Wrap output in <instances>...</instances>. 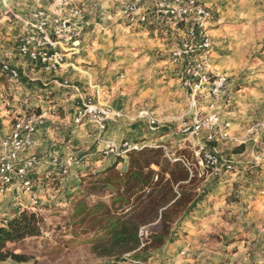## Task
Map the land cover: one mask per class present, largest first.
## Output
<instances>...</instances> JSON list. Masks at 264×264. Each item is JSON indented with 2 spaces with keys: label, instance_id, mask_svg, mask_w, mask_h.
<instances>
[{
  "label": "crops",
  "instance_id": "0c3cea01",
  "mask_svg": "<svg viewBox=\"0 0 264 264\" xmlns=\"http://www.w3.org/2000/svg\"><path fill=\"white\" fill-rule=\"evenodd\" d=\"M203 1L215 4L216 20L207 29V34L214 39L215 45L220 46L219 50L212 51L207 69L213 75L227 76L219 101L208 110L220 112L223 119L229 121V142L246 144L241 153L231 154V159L226 161L235 163V176L240 172L238 177H243L247 166L250 164L252 167L260 155L264 164V153L254 149L259 134L263 133L259 132L258 124L260 121L264 124V43L256 48L255 57L248 58L253 50L244 51L237 46L240 35L244 33V28L237 27V23H242L245 16H261L264 0ZM220 1L225 5L217 6ZM255 1H260L263 8H259ZM130 2L135 4L137 0L126 3ZM126 3L122 0H68L64 5L60 0H22L16 2L19 5L14 6V10L0 13V47L4 53L10 54L9 61L25 72L22 86L17 89L10 87L7 92L5 86L0 85V141L9 134L17 115L45 112L43 123L20 153L22 157L35 155L40 159L33 195L41 205L47 202L46 207H50L58 201L63 205V193L74 191L80 177L102 166L100 163L103 166L114 163L116 157L112 151L99 157L100 151L135 131L130 126L145 125L146 128L147 120L138 118L137 113L149 102L158 106L155 114L164 125L186 105L187 89L183 86L178 88L181 79L175 70L170 77L169 69H164V60L159 59L157 63L154 59L158 52L172 51L185 38L182 26L167 23L155 30L151 27L139 29L140 26L134 24L135 19L140 13L148 12L150 6L139 3L138 9L127 15L123 11ZM75 7L82 15L73 12ZM39 10L68 17L79 44L75 53L67 47L63 49L64 60L56 72H46L40 63L21 59L17 54L16 38L26 30L25 22ZM9 11L13 16L6 15ZM255 27L253 29H261L259 25ZM226 41L227 44H222ZM7 97L11 98L8 100ZM84 98L122 113L119 119L109 120L108 130L102 138L93 124L73 123V111ZM163 110L171 117L163 116ZM127 124L129 128L124 127ZM4 152L0 144V154ZM53 156H58L61 161H70L66 175L52 163ZM261 167V175L257 177L259 181L255 182L256 176H252L250 186L240 188L249 201L248 206L255 203L258 213L251 221V229L243 225L238 232V239L233 242L235 250L217 246L218 241L211 238L209 231L216 228L200 227L220 203L213 195L217 192L208 193L177 225L174 237L168 236L161 247L146 253L150 264H169L171 261L174 264H264V249H260L264 244V234L260 232L264 231V220L261 219L264 200L259 199L257 188H254L256 184H264V165ZM213 172L212 177L218 174L217 169ZM30 198L31 195L20 188L0 191V224L22 209L36 211ZM182 251L184 254H180Z\"/></svg>",
  "mask_w": 264,
  "mask_h": 264
},
{
  "label": "rangeland",
  "instance_id": "374dc122",
  "mask_svg": "<svg viewBox=\"0 0 264 264\" xmlns=\"http://www.w3.org/2000/svg\"><path fill=\"white\" fill-rule=\"evenodd\" d=\"M17 1L22 0H0V13L4 14L8 9L14 10V6L16 7L19 5L16 4ZM122 1L126 3L131 0ZM255 4L259 8H261V6L263 8V4L260 1H255ZM214 5L215 4L213 3V18L210 21L208 29L212 27L211 25L213 21L216 20L217 13L216 10H214V8H216ZM224 5L225 3H221V1L217 2V6L219 7ZM6 15L9 17L12 14L9 11ZM260 15L261 16L257 18H249L245 16L242 23H237V27L239 26L244 28V33L243 35H240L241 37L237 41V46L243 48L244 51L253 50L250 57L248 56L250 59L257 55L256 48L259 47L258 45L264 43V13H261ZM257 25H259L261 29H253L256 28L255 26ZM162 26H158L157 28ZM178 27H180V25ZM147 28L150 27L142 26L139 29ZM151 28L152 30L154 29L153 27ZM182 28V30H184L183 26ZM251 30L257 32H250ZM184 34L186 35L185 32ZM209 37L212 41V51L214 52L215 50H219L220 46L215 45L214 39L211 36ZM17 39H19V36L16 38V43L18 44ZM230 42L231 40H229V43ZM227 43L228 41L222 42V44ZM2 49L3 48L0 47V65L4 62L14 65L9 61L8 57L10 54L7 52L4 53ZM170 53L171 51L158 52L154 59L157 63L159 62V59L162 61L164 60V69L165 71L169 69L171 72L170 74H172L170 77L173 76L175 70V73L178 75L179 79H181L180 70L182 65H176L177 63L171 62ZM19 57L21 56L19 55ZM21 59L25 58L21 57ZM19 71L21 73V77L16 82L10 81L6 75L0 72V85L5 86V91L9 92L8 88L10 87L17 89L22 86L25 72H22V69H19ZM207 71L210 78L209 82H212V80H214L218 75L226 77L224 85L225 88L227 76L223 74L213 75L209 69H207ZM122 72L123 71L121 70V73ZM182 86L181 82L178 85V88ZM171 89L173 90L174 88ZM222 91L215 97H211L205 92H200L198 94L196 102L199 117L204 118L208 115L214 114L218 117L221 124L223 122L229 123V121H225L223 119L220 112H212L208 110V108L211 109L212 107H215L222 95ZM190 92L191 91L187 89L186 105H184L183 109L175 115V118H170V120H168L171 122H165V125L155 114V109L158 108V106H152L149 102L147 107L138 110V118L147 120V127L145 128V125H142V127L130 126L133 129L135 128V131L132 130L129 136L125 134L126 136L121 137L117 140V142L109 143L103 152L100 151L99 157L105 155L104 153L107 151H112L116 157L114 163L108 166H103V163H100L102 166H98L99 168H94V170H89L87 174L80 177L78 186L74 191L69 192L68 194L63 193V205L59 203L60 201H58L55 205L46 207L47 202L41 205V201L36 198L37 203L33 207L37 209L36 212L39 213L40 218L42 219L43 228L41 234L39 236L25 238L24 240L14 244H9V248L17 253H24L31 256L32 260L36 261L37 264H108V261L111 259L107 255L101 254V249L94 250V246L96 244L104 245L107 243L108 236L106 230L117 218H128L131 216V213H137L138 211H142L143 209L154 205L156 199L158 200L157 197H159V192H164L169 187L172 192L175 193V198L159 211L169 207L175 199L181 197V194L182 197L184 195L185 199V203H182L178 208L179 211L167 222V225L170 228L169 236L172 235L170 237H174V234L178 229L177 225L185 219V217L189 215L195 207H197V204H199L200 201L206 198L208 193L217 192L213 195L218 198L217 200L220 203L215 207L213 215H211L209 219L204 220L200 227L203 229H209V227L216 228L215 231H209L211 238L218 241L217 246L221 248L226 247L228 250H235L236 247L233 242L237 241L238 238L236 237L240 234L238 232L243 225H247V229H251L253 227L251 221L255 217V213H258L256 212V206H254L255 203L248 206L249 201L245 199V195H243L240 188L241 186H244L245 188L249 187L252 183V176H256L254 178L255 182L259 181V178L257 177L261 175V166L264 165L262 162V156L260 155L255 159V163L252 167H250V164L247 166L244 170L245 172H243V177H240V172L238 174L240 175L239 177L238 175L235 176V163H229L226 161L231 159V157H229L231 154L236 155L241 153L244 149V145L246 144H240L242 145V148H240L239 144L234 145L233 142H229L230 126L227 129L228 137L225 140H213L211 142L206 141L208 132L204 127L200 128L198 131H193L192 125L194 113L190 106ZM11 97L13 98V94ZM11 97H7L8 100ZM88 99L89 98H84L83 101ZM89 100L98 106H105L92 99ZM83 101H81V103ZM143 111L146 112L147 115L141 114ZM163 111V116L171 117V115L166 113L167 111ZM55 112H58L57 109ZM64 112L65 110L63 109V115ZM121 114L122 113H120L117 117H110L106 121V128L104 131L101 133L98 131L101 134L100 138H102L107 132V124L109 120L113 118L119 119L122 116ZM262 122L263 121H260L258 128L259 132L263 133L259 134V140L257 145L254 146V149L264 153V124ZM83 124L90 125L92 123L85 121ZM124 127L129 128V125L127 124V126ZM187 127H189L188 130H186ZM128 133H130V131ZM142 135L146 136L141 137ZM124 142L129 143V145L137 144L140 149L141 147H147L161 150V166L150 164L142 168V174L146 177L145 179L147 180V185L139 183L136 186L132 185V187L130 185V188L128 186L129 184L125 186V176L130 168L131 158L129 154L138 150L131 148V150L121 153ZM212 147L217 149V156L219 157V163L213 168L208 167L204 162L200 161V154L203 150ZM176 161H179L189 174L188 178L184 181L171 182L168 171L172 167V164ZM226 164H231L232 168L226 169ZM215 168L217 169L218 174L214 175L215 177H212L211 175L214 173L213 171L216 170ZM67 173L62 174L66 175ZM105 179L110 182L102 184ZM256 185L257 186H254V188H257L258 190L260 186L258 184ZM258 197L259 199L264 200L263 197H260L259 195ZM186 199L188 200L186 201ZM193 201L194 207H192L190 211L184 212L189 208V206H191ZM43 207L46 209H43ZM193 216H195V214H193ZM159 218L160 217L151 220L149 223L140 225L139 230L144 227L147 231L148 237V232H155L159 230ZM261 219L264 220V216ZM260 232L261 235L264 234V231ZM260 244H263V241H261ZM151 245L152 244H148L147 242L143 246H138V248L133 251L131 255L135 258L146 261L147 264H150L151 260L150 258L145 257L148 255L146 253L157 249ZM260 249H264V244ZM180 254H184V252L182 251ZM171 262L174 264L173 261ZM0 264L25 263L15 262L8 258L0 261Z\"/></svg>",
  "mask_w": 264,
  "mask_h": 264
},
{
  "label": "built area",
  "instance_id": "2783aa9c",
  "mask_svg": "<svg viewBox=\"0 0 264 264\" xmlns=\"http://www.w3.org/2000/svg\"><path fill=\"white\" fill-rule=\"evenodd\" d=\"M64 5L68 0H60ZM148 4L150 10L140 13L135 19L136 25L153 27L170 23L175 27L182 25L185 38L173 48L170 53V60L176 65H182L180 78L182 85L189 89L190 106L193 109V131H198L204 127L207 130L206 141L225 140L228 122L220 123L214 114L204 118L198 116V106L196 97L200 92H205L211 97L217 96L224 88L226 77L218 75L212 82H209L207 62L212 52V41L207 34L210 21L213 18V8L211 3L203 0H137V3H126L124 13L129 15L137 10L138 4ZM73 12L82 15L80 9L75 7ZM80 12V13H79ZM130 20H133L132 18ZM26 30L19 34L18 54L30 61L38 62L46 72H56L63 60V49L67 47L72 52L79 48L75 39V32L70 19L55 13L36 11L31 18L25 22ZM0 72L8 77L12 82L20 79L19 68L8 62L1 63ZM146 114V112H141ZM45 112L34 113L24 112L17 115L10 127V132L1 141V147L5 152L0 154V191L6 188H20L31 195L32 205H36L37 199L33 195L35 173L39 166L40 159L35 155H20L23 147L30 142V136L34 134L40 124L43 123ZM120 113L109 107L98 106L89 99L83 101L74 110L73 122L83 124L85 121L94 125L100 133L106 128V121L110 117H117ZM189 127L186 128L188 130ZM124 153L133 148L139 150L137 144L129 145L123 143ZM143 148V147H141ZM217 149L206 148L200 154V161L208 167H216L219 163ZM52 163L61 173H67L70 161H61L58 156L51 158ZM226 169H231V164L225 165ZM257 193L264 198V185L262 184ZM140 246L146 241L147 231L142 227L138 232ZM144 240V241H143ZM132 252L122 255L119 264H147L146 261L135 258ZM169 264H173L172 262Z\"/></svg>",
  "mask_w": 264,
  "mask_h": 264
},
{
  "label": "trees",
  "instance_id": "16d2710c",
  "mask_svg": "<svg viewBox=\"0 0 264 264\" xmlns=\"http://www.w3.org/2000/svg\"><path fill=\"white\" fill-rule=\"evenodd\" d=\"M37 114L40 111L36 112ZM242 148V145H240ZM130 168L126 173L125 186L132 187L142 183L147 185L146 177L142 174V168L146 165L155 164L161 166V150L143 147L138 151H133L130 154ZM168 174L171 182L184 181L188 178V171L183 165L176 161L172 164ZM169 181V182H170ZM110 181L103 180L102 184ZM158 200L156 199L154 205L149 206L137 213H131L128 218H117L112 225L106 230L107 243L104 245H95L94 250L101 249V254L107 255L111 260L108 264H119L122 255L125 253L135 251L139 244L138 230L140 225L149 223L151 220L160 217L159 230L155 232H148L147 242L152 244L154 248H159L163 245L166 237L169 236L170 228L167 222L176 214L180 205L185 203L184 195L175 199L171 205L161 211L162 207L166 206L175 198V193L171 188H167L164 192H159ZM188 199H186L187 201ZM194 207V201L191 206L184 212L190 211ZM42 219L39 213L31 209H22L18 213L7 217L5 221L0 224V261L11 259L15 262L25 264H37L32 260L31 256L24 253H17L9 248V244L22 241L28 237L39 236L42 232Z\"/></svg>",
  "mask_w": 264,
  "mask_h": 264
}]
</instances>
